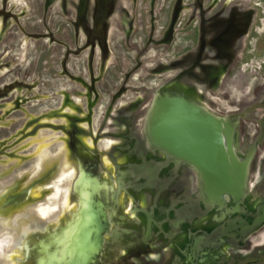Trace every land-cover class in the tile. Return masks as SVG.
<instances>
[{"label": "rangeland", "instance_id": "rangeland-1", "mask_svg": "<svg viewBox=\"0 0 264 264\" xmlns=\"http://www.w3.org/2000/svg\"><path fill=\"white\" fill-rule=\"evenodd\" d=\"M98 1V21L106 5L111 14L92 42L88 31L96 21L85 22L84 12L78 20L76 8L82 5L92 13L97 0H0V203L4 196L6 201L18 199L0 210V221L18 216L19 222L18 227L0 225V234L12 236L0 248V264L11 262L8 257L18 247L11 264H19L22 237L29 234L24 232L36 237L71 216L77 203L79 152L89 153L100 173L109 171L122 184L115 190L109 174L99 180L109 208L98 264H167L166 242L158 239L148 250L126 253L129 235L139 230L128 222L136 218L134 201L145 207L144 192L151 190L154 199L156 191L133 190L125 183L129 175H119L142 166V156L126 148L148 149L146 120L154 96L165 86L181 88L216 118H235L236 152L243 157L252 148L247 190L261 189L264 197L263 97L256 105L264 91V0ZM86 181L85 214L82 221L75 217L71 235L62 238L64 249L74 244L75 233L82 230L85 238L96 226L95 182L92 175ZM163 191L179 201L176 211H183V201L198 192L195 170L184 166ZM121 196L127 197V217L118 214ZM261 199L256 195L251 201L256 206ZM211 208L194 217L192 225L212 217L220 222L239 210L229 199L224 207ZM41 209L48 215L42 216ZM110 218L117 227L112 229ZM183 239V233L174 234L170 246ZM223 246L222 264H264V226L238 245Z\"/></svg>", "mask_w": 264, "mask_h": 264}, {"label": "water", "instance_id": "water-1", "mask_svg": "<svg viewBox=\"0 0 264 264\" xmlns=\"http://www.w3.org/2000/svg\"><path fill=\"white\" fill-rule=\"evenodd\" d=\"M162 91L170 92L169 94L176 93L180 97L179 102L184 105L189 103L188 100H192L191 96L181 92L174 86H169L166 89L162 88L156 95ZM156 95L149 114L159 102ZM192 108L204 114V118L210 123L211 132L208 131L201 134L202 131L196 120L177 118L176 125L183 139V153L175 155V161L171 160L173 159L171 157L165 156L163 158L162 149L152 143L149 132L150 124L147 125L145 133L147 135L148 149L145 151L138 148L132 151L128 150L129 153L142 156L143 163L140 167L128 168L129 171L127 172L129 173L127 174L129 177L126 183L133 190L152 188L156 191V196L153 199L149 189L147 191L149 194L147 192L144 194L146 206L150 203L151 198L153 200L152 208L148 211L140 206L137 201H134V207L132 208L136 218L129 219L128 222L138 225L139 230L136 233L143 240L145 235L148 236L143 244L129 249L127 253L132 250H135L136 253L142 252L141 249L148 250L150 243L158 239L160 243L166 242L167 264H222L225 257L223 244H226V246L230 244L238 245L249 232L264 226V198L252 209L248 208L244 203L249 194V199L252 200L256 196L257 191L249 192L246 187L252 148L247 150L243 157L236 152L237 144L234 142L233 137V132L235 134L236 129L235 118L225 120V123L228 122L232 127L229 139L230 152L228 153L232 162L229 163L224 150L220 146L218 132L222 121L216 120L212 115L204 111L199 103L198 107ZM151 133H153V129H151ZM149 154L150 157H148ZM216 157L218 158L217 162L215 161ZM137 158L139 157L137 156ZM150 159H153L154 162L150 161ZM171 163L173 164L171 165ZM234 163L237 166H232ZM184 166L195 170L198 177L199 190L193 198L183 201V211L177 212L174 206L179 201L174 200L173 196H167L168 193L165 191L161 193L160 190H167L169 183L178 173L183 172ZM238 166H242V171L236 181L233 182V180L225 177L228 169H236ZM120 173L125 174L126 172ZM140 179L143 182H140ZM227 197L231 202L237 204L240 213L235 214L225 225L224 223L221 224L222 222H215L211 218L204 220L200 226L192 225L191 220L195 216L211 212L210 200H214L216 206L224 207L227 203ZM137 218H142L145 223L143 225L137 224ZM200 227H202L201 230H199ZM143 228H146L144 233L141 231ZM176 232L183 233L184 239L180 243H173L170 246L171 239ZM138 234L136 235L138 236ZM151 234L152 237H150ZM110 264L129 263H117L116 260H113Z\"/></svg>", "mask_w": 264, "mask_h": 264}, {"label": "bare ground", "instance_id": "bare-ground-1", "mask_svg": "<svg viewBox=\"0 0 264 264\" xmlns=\"http://www.w3.org/2000/svg\"><path fill=\"white\" fill-rule=\"evenodd\" d=\"M176 89L180 90L181 88L174 86ZM164 89L168 88V86L163 87ZM183 92L182 90H180ZM170 93V92H169ZM166 91H162L157 96L159 102L158 104L152 109V112L148 114L147 122H146V128L147 125L150 124V136L152 143L158 147L161 148L163 151V156L175 158V155H181L182 152V136L181 133H179V130L177 128V118H186L190 120H196L199 128L201 129V134L205 132H211V126L208 120L204 118V114L197 110H193L192 107H198L197 103L188 100L189 103H186L187 105H184L179 102V96L176 93L169 94ZM184 93V92H183ZM189 106V107H188ZM205 111V110H204ZM211 115V114H210ZM213 116V115H212ZM154 117V118H153ZM214 117V116H213ZM149 118L150 121H149ZM216 120H221L222 125L219 130V139H220V146L224 150L227 161L230 163L231 158L228 154L230 152L229 148V139H230V132H231V126L230 124L223 119H219L214 117ZM152 123V124H151ZM224 126L228 129L226 132L223 130ZM151 129H153V133H151ZM146 133V130H145ZM147 136V135H146ZM213 136V135H212ZM207 139V138H206ZM208 140V139H207ZM84 154V156H82ZM85 154L83 152L78 153V158H80V164L78 168V176L76 180V188L74 189L75 194L77 195V203L75 206L74 211L71 212V216L67 219H60L59 222H57L56 226L49 227L47 229H44L41 233L36 235V237H32L30 232H24L29 233L25 237H22V260L19 262V264H98L97 257L99 256L100 249H101V243L103 242V234L108 228V222L106 219H104V213L107 208H109V205L107 204L109 201L105 199L106 192H103V188L99 186V180L103 181V179L109 174V171L103 170L101 173L102 178L95 177L90 173V170H87V166L82 163L85 158ZM220 154V153H218ZM90 157V156H89ZM175 160V159H174ZM215 161H218V158H215ZM91 163V162H89ZM232 166H237L235 163ZM242 166L236 167V169L230 168L227 171V174L225 175L226 178L229 180L236 181L238 176L241 174ZM240 173V174H239ZM118 174V173H117ZM92 175L94 178V188H95V195L93 198L94 204V211L95 213V224L96 226L93 227V232H91V235L82 238L81 231L74 234V237L72 239L75 240L74 244L70 246L68 249H64V239L62 238H68L71 235V232L73 230L74 220L77 216L80 221L83 220V212L85 211L86 204L89 200V187L90 184L86 181V178L88 176ZM110 175V174H109ZM111 177V176H110ZM112 178V177H111ZM124 178V177H123ZM122 178V179H123ZM81 183V187L78 188V183ZM113 182L114 189H119L117 180ZM80 186V185H79ZM92 186V185H91ZM88 187V189H87ZM28 193V191H27ZM84 193V194H83ZM109 196H111L112 199H114L115 194L109 193ZM124 196V195H123ZM120 197V204H122V199H124L123 204L120 205L118 210V214L122 216L128 215V206L125 199L127 197ZM88 198V199H85ZM97 197H99L100 200H94ZM6 196L3 197L0 203V207H2L1 210L7 207H12L13 205H10L9 203H13L14 201H18L17 198L12 197L11 199L5 200ZM229 198L227 197L226 200ZM129 201V199H128ZM230 201V200H229ZM4 202V203H3ZM211 204V207H217L214 200L209 201ZM231 202V201H230ZM233 205V202H231ZM235 208V207H234ZM213 211V210H212ZM226 211V210H225ZM238 211V210H237ZM76 212V214L79 213V215H73V213ZM75 214V213H74ZM222 215V214H221ZM234 217V215H233ZM18 216L13 217L12 219H3L0 221V225L2 226H14L18 227ZM213 219V217H212ZM110 221H113L114 224L112 229L114 227H117L116 220L112 219ZM110 223V222H109ZM104 225V228L102 226ZM53 237H60L61 241L59 242H53ZM65 238V239H66ZM59 239V240H60ZM98 239V242L96 243L95 240ZM19 248V247H18ZM14 250L10 255L12 256H18L19 255V249ZM90 251V252H89ZM8 257L11 262H5L2 264H11L14 261V258ZM13 260V261H12Z\"/></svg>", "mask_w": 264, "mask_h": 264}, {"label": "flooded vegetation", "instance_id": "flooded-vegetation-1", "mask_svg": "<svg viewBox=\"0 0 264 264\" xmlns=\"http://www.w3.org/2000/svg\"><path fill=\"white\" fill-rule=\"evenodd\" d=\"M97 7L95 8V9H92V13H90L89 12V10H87V8H84L82 5H78V7L76 8V10H77V15H78V20H79V14L81 13V12H84V14H85V17H86V20H85V22H87L88 23V21L90 22V21H92L93 23L96 21V24H95V26L93 27V29L92 30H89L88 31V33L90 32L91 34H90V36H91V41L92 40H94V37L96 36V33H97V29L101 32H103L104 30H105V28H106V26H107V23H108V20H109V16H110V12H111V8L109 7V5H106L105 7H104V9H103V15L101 16V18H100V20L98 21V15H96L97 14V12H98V8H100V2L97 0ZM80 22H83L82 20H80ZM87 28L89 29L90 27L89 26H87ZM98 34V33H97ZM93 42V41H92ZM261 97H263V99H264V91H262V93H260V101L261 102H257L256 103V105H260V103H262L263 102V100H262V98ZM223 120H225V119H223ZM233 137H234V142L237 144V131H236V129H235V134H234V132H233ZM128 149H129V146L126 148V152H128ZM129 153V152H128ZM131 155H132V153H130ZM82 156H84V154H82ZM90 154L89 153H86L85 154V158H84V160H82L83 162L82 163H84L86 166H87V170H90V173L92 172V174H95V175H93V176H95V177H100V178H102V175H101V173L99 172V170H98V168H97V166L94 164V161H93V159H92V157L90 156ZM165 157V155L163 156V158ZM171 160H173V161H175L174 159H171ZM89 162H91V163H89ZM81 162H80V158H78V168H79V164H80ZM173 163H171V165H172ZM116 167H119V166H116ZM121 172V171H120ZM263 172H264V168L262 169V172H261V175H263ZM124 174V173H123ZM119 175H121L122 176V173H119ZM127 176V172L124 174V176ZM111 176V175H110ZM112 177V176H111ZM127 180L128 179H126L125 181L127 182ZM112 181H114L113 180V177H112ZM115 181H116V179H115ZM125 182V183H126ZM94 184V183H93ZM80 185V186H79ZM82 185H81V183L79 182L78 183V188H80ZM122 186V184H120L119 183V188ZM143 191L144 190H147L146 188H141ZM141 189H139V190H141ZM198 190H199V188H198ZM259 191H261L262 192V190L261 189H259L258 191H257V193H256V195H261V197L262 198H264L263 197V195H262V193L261 192H259ZM146 193V191L144 192V194ZM198 193V192H197ZM196 193V194H197ZM84 194V193H83ZM27 196H28V193L26 194ZM26 196V197H27ZM85 199H88V198H86L85 197ZM94 200H100L99 199V197H97L96 199H94ZM246 206L248 207V208H250V209H252V208H254L255 207V201H251V200H248V201H246ZM259 204V203H258ZM258 204H256V205H258ZM8 208V207H7ZM143 208H147V206H145V207H143ZM1 210V209H0ZM5 210H7V209H5ZM238 213H240V209L237 211V212H235L234 214H232V215H229V216H225L224 217V219L223 220H221L220 222H222L221 224H223L224 223V225L226 224V222L229 220V219H231V218H233V215H235V214H238ZM84 214H85V211L83 212V216H84ZM207 214V213H206ZM205 214V215H206ZM110 216V215H109ZM104 217H105V213H104ZM195 217H198V216H195ZM104 219H106V218H104ZM207 219V218H206ZM205 219V220H206ZM110 220H111V218H110ZM204 221V220H203ZM202 221V222H203ZM120 222H123V220L122 221H120ZM201 222V223H202ZM112 224H114L113 223V221H110V225L113 227V225ZM125 224H126V218H125ZM201 225V224H200ZM199 225V226H200ZM102 226H103V228H104V225L102 224ZM137 233H135V234H133V235H129V237H128V239L127 240H129V242H130V249H132V248H135V247H137L138 246V244H141V243H138L139 242V240H138V238H139V234H138V236L136 235ZM175 234H181V232H176ZM147 236L148 235H145L144 236V240L147 238ZM150 237H152V234H151V236ZM140 239L141 240H143V238L140 236ZM95 242L97 243L98 242V239H96L95 240ZM144 242V241H143ZM151 244V243H150ZM129 251V250H128ZM224 251H225V248H224ZM127 253V252H126ZM97 262H99L98 261V257H97Z\"/></svg>", "mask_w": 264, "mask_h": 264}, {"label": "clouds", "instance_id": "clouds-1", "mask_svg": "<svg viewBox=\"0 0 264 264\" xmlns=\"http://www.w3.org/2000/svg\"><path fill=\"white\" fill-rule=\"evenodd\" d=\"M11 242H12L11 235L7 233L0 234V248L9 245Z\"/></svg>", "mask_w": 264, "mask_h": 264}, {"label": "snow or ice", "instance_id": "snow-or-ice-1", "mask_svg": "<svg viewBox=\"0 0 264 264\" xmlns=\"http://www.w3.org/2000/svg\"><path fill=\"white\" fill-rule=\"evenodd\" d=\"M40 211H41V215L42 216H47L48 215V212L47 211H45L43 209H41ZM52 211H54V209Z\"/></svg>", "mask_w": 264, "mask_h": 264}]
</instances>
